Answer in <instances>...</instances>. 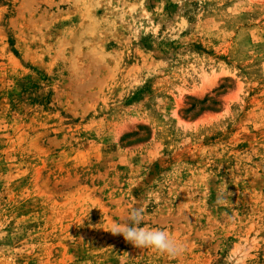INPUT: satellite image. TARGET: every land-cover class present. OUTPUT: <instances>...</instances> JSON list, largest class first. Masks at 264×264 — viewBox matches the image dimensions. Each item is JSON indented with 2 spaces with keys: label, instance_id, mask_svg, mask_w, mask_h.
<instances>
[{
  "label": "rangeland",
  "instance_id": "rangeland-1",
  "mask_svg": "<svg viewBox=\"0 0 264 264\" xmlns=\"http://www.w3.org/2000/svg\"><path fill=\"white\" fill-rule=\"evenodd\" d=\"M0 264H264V0H0Z\"/></svg>",
  "mask_w": 264,
  "mask_h": 264
},
{
  "label": "clouds",
  "instance_id": "clouds-1",
  "mask_svg": "<svg viewBox=\"0 0 264 264\" xmlns=\"http://www.w3.org/2000/svg\"><path fill=\"white\" fill-rule=\"evenodd\" d=\"M228 185L225 184L223 192L218 193L217 202L223 203L226 199ZM128 220L131 223L113 224L110 230L112 235H122L126 242L132 244L135 248H152L161 254L178 256L186 250L183 242L172 239L169 234L161 229H147L139 225L143 220V209L133 208L129 214Z\"/></svg>",
  "mask_w": 264,
  "mask_h": 264
}]
</instances>
